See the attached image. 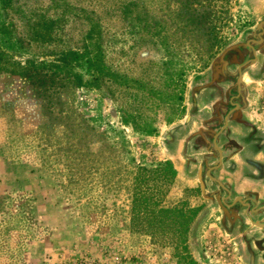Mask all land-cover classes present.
<instances>
[{
	"label": "rangeland",
	"instance_id": "rangeland-1",
	"mask_svg": "<svg viewBox=\"0 0 264 264\" xmlns=\"http://www.w3.org/2000/svg\"><path fill=\"white\" fill-rule=\"evenodd\" d=\"M262 22L264 0H0V264H264V208L224 211L206 176L240 92L225 187L264 198ZM167 161L171 188L148 173ZM149 191L197 209L187 250L134 231Z\"/></svg>",
	"mask_w": 264,
	"mask_h": 264
},
{
	"label": "trees",
	"instance_id": "trees-1",
	"mask_svg": "<svg viewBox=\"0 0 264 264\" xmlns=\"http://www.w3.org/2000/svg\"><path fill=\"white\" fill-rule=\"evenodd\" d=\"M98 25L100 26V22L96 20V24H94V29ZM49 34V30H46V33H44V35L38 36H41L42 40H46L50 37ZM161 36L162 40L167 39V36L165 34H162ZM96 67L99 68V66L97 65ZM1 68L2 67H0V69ZM98 70L100 72V69ZM174 71H176V69H173V72ZM180 75L181 74H178L177 76L180 77ZM125 122L127 123L128 121L125 120ZM133 125L134 128H139V130L143 132L151 133L155 131V128L150 129L151 125L147 127V123L140 126L139 122L137 123V121H133ZM140 171L145 173L147 172V169L143 168ZM148 173H153L152 175L155 176L153 179H151L153 182H156V180L160 182L162 180L166 187L168 186L169 188L173 186L174 181L176 179V171L174 170L172 164L169 161H167L163 165L154 167V169H150V171L148 169ZM148 181L149 179H142L140 177V180H138L137 185L139 188H141V184L144 183V186H146V183ZM155 186L156 185H154V187ZM145 195L146 192L139 195L135 194L132 207V218L135 219V216H140L144 214L147 217H150L151 219L155 220V222L150 223V225H147V227L144 228L134 227V231H138L142 234L148 235L152 239H154V237H160L159 239L163 240L164 245H172L175 246V248L178 247L182 250H187L188 240L189 237L192 235L191 223L193 221V217L196 215L197 209L190 208L187 203L183 201H179L174 206H165L162 205L160 197L155 198V195H151L150 191L147 196ZM148 208H152V210L149 211ZM167 237H169L171 241H167Z\"/></svg>",
	"mask_w": 264,
	"mask_h": 264
},
{
	"label": "flooded vegetation",
	"instance_id": "flooded-vegetation-1",
	"mask_svg": "<svg viewBox=\"0 0 264 264\" xmlns=\"http://www.w3.org/2000/svg\"><path fill=\"white\" fill-rule=\"evenodd\" d=\"M259 26H262L264 28V22L260 23ZM259 32L261 33L262 30H259ZM248 49H249L248 51H252L251 48H248ZM237 79H238V75H237V78H236V81H235V87L238 90V89H240V85L238 86L236 84L237 83ZM241 82H240V84H241ZM238 95H240V92L238 94H236V96H234V97H232L230 99L229 103H230L231 107L225 113L224 118H223V123L216 129V132L214 133L213 137L211 138V146H210V148L213 149V151L216 153V156H215L216 162H215V164L217 163L218 166H219L216 170H213V171H215V172H217L218 170L219 171H218V177L217 176L214 177L212 175L215 180H212L209 177L208 178L210 179L211 182H213L217 186H218L217 182H220L222 185L227 186V184L224 181L226 179H230L228 176L233 177V175L230 174L227 171V169L229 167H231L233 164L240 163V160H239V157H238L239 153L243 152L244 148L247 146L246 144L242 143V141L234 140V139H232V137L229 136V131H230V128H231V125H232V123H231L232 114L234 112H236V109L238 108V104L234 103L236 101V98L238 97ZM200 133L205 138H209V134H208L206 129H203ZM201 135L198 134L195 137L196 139H194L195 143L197 144V147L201 146V143L198 142V140H199L198 138H200ZM236 143L238 145H236ZM238 146H239V148L237 150L236 148ZM202 147H204V146H202ZM204 148H208V147L205 145ZM217 148H219L221 150V152H222V160H221V162H219V152H218ZM254 152H256V150H254ZM219 173L222 175V177H219L220 176ZM234 177L236 178V175ZM229 189H230V191H229ZM229 189H228V192H224L225 195L227 196L226 198L227 199L228 198L231 199V200H229V204H226L225 203L226 200H224V206H225L224 209H225V211L235 210L238 207H241L242 209H245L246 207H249L250 208L249 211H250L251 209L254 208V206H255L254 203L257 204V207H256L257 211H259L260 209L264 208V198H262V199L260 198L262 195L260 196V194H258V197L256 199H254V195H252L254 193H251L250 191L247 192L246 190H244L243 191V195H236L234 190H232L231 187ZM252 213H254V211H252ZM263 220H264V217H263ZM262 224H264V223H262Z\"/></svg>",
	"mask_w": 264,
	"mask_h": 264
},
{
	"label": "water",
	"instance_id": "water-1",
	"mask_svg": "<svg viewBox=\"0 0 264 264\" xmlns=\"http://www.w3.org/2000/svg\"><path fill=\"white\" fill-rule=\"evenodd\" d=\"M259 28H261L262 29V32H261V34H260V36L263 34V27L262 26H258ZM262 42V38H260V41L258 42V43H261ZM236 47L238 48V47H240V48H251V50L253 51V56H254V58L252 59V60H250V61H248V62H246V63H244L243 65H241V66H239L238 67V79H237V85L239 86L240 85V82L242 81V68L245 66V65H248V64H250V63H253V62H255L256 60H257V58H256V53H255V51H254V48L251 46V44H250V42H246V43H242V44H239V45H236ZM222 63H224V64H226V62H223L222 61ZM219 69V66H217V70ZM226 126V125H225ZM217 150H218V152H219V162H221V160H222V152H221V150L219 149V148H217ZM219 166H218V164L216 163V164H214L212 167H210V168H208V170H207V172H206V176L207 177H209L210 179H212V180H215L214 179V177L212 176V172H213V170H216L217 168H218ZM199 178V182H200V186H201V191H202V194L204 195V196H206L205 195V188H204V183H203V180H202V178L199 176L198 177ZM218 183V185L222 188V189H224V191H226V192H228V189L224 186V185H222L220 182H217ZM211 195H215V199H216V201L218 202V205L225 211V209H224V199H221L218 195H216V194H211ZM248 206V205H247ZM252 224L254 225V226H256V227H258V228H261V229H264V224H259V223H254V222H252ZM250 264H253V258H251V263Z\"/></svg>",
	"mask_w": 264,
	"mask_h": 264
}]
</instances>
